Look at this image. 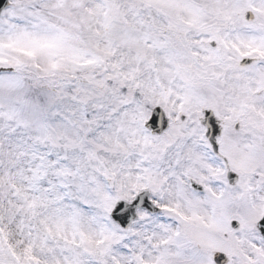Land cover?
<instances>
[{
  "label": "snow or ice",
  "instance_id": "obj_1",
  "mask_svg": "<svg viewBox=\"0 0 264 264\" xmlns=\"http://www.w3.org/2000/svg\"><path fill=\"white\" fill-rule=\"evenodd\" d=\"M0 264H264V0H0Z\"/></svg>",
  "mask_w": 264,
  "mask_h": 264
}]
</instances>
